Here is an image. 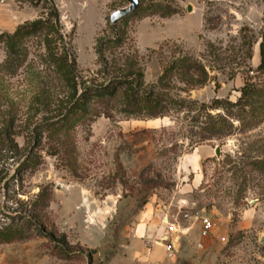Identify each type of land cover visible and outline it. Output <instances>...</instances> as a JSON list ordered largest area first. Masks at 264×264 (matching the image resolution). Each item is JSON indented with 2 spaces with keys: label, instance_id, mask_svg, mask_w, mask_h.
I'll use <instances>...</instances> for the list:
<instances>
[{
  "label": "rangeland",
  "instance_id": "374dc122",
  "mask_svg": "<svg viewBox=\"0 0 264 264\" xmlns=\"http://www.w3.org/2000/svg\"><path fill=\"white\" fill-rule=\"evenodd\" d=\"M51 3L59 24L25 39L19 59L0 43V232L24 238L0 242V264H172L164 247L153 261L161 237H149L166 218L188 230L173 264H264V166L252 164L264 163V111L253 128L237 119L263 101L243 90H264V0H141L116 25L126 0H0V34ZM182 58L205 84L173 72L157 91L184 110L130 116L121 100L73 118L85 89L141 74L148 92ZM208 115L230 135L200 142Z\"/></svg>",
  "mask_w": 264,
  "mask_h": 264
},
{
  "label": "trees",
  "instance_id": "16d2710c",
  "mask_svg": "<svg viewBox=\"0 0 264 264\" xmlns=\"http://www.w3.org/2000/svg\"><path fill=\"white\" fill-rule=\"evenodd\" d=\"M160 7V8H157ZM162 6H155L154 13L159 14L162 12ZM43 8H45L43 6ZM142 8V7H141ZM48 10L47 18L38 19L31 24L24 25L19 27L16 32L12 35L2 33L0 34V43H4L8 50L9 59L17 60L22 53V45L24 40L32 36H37L38 34L53 28V22L59 24L60 14L58 8L54 3H51V6L45 8ZM153 13V15H154ZM173 13H170L168 10H163L160 16L162 18H167L172 16ZM126 40L125 34L122 33L121 37L115 39L114 44L117 47H120ZM106 41H103L101 46H105ZM50 50V46H49ZM100 54V51L98 52ZM260 54H261V64L259 70H264V40L260 44ZM57 62V61H56ZM59 70L61 73L66 74L64 67L60 66ZM179 73L183 76V81L186 83H194V85H204L207 81V72L205 68L197 60L182 58L180 61L173 63L168 70H166L162 77L159 79V86L152 88L151 91H145V84L143 81V75L139 74L138 80H130V77L125 79H116L115 81H109L108 84H102L99 87H91L85 89L81 94L80 100L78 102L79 106L75 107L73 111V118L83 117L90 112L89 107L92 103H98L100 105L109 106L113 102H122V111L130 116L144 115L149 118H157L160 116H165L171 111H182L184 110L186 104H189V101L186 100H165L167 95H164V91L158 92V89L163 90L164 82L167 80V77L170 73ZM156 91V92H155ZM245 97L257 96L263 101L260 103V106L251 107V111H242L239 121L243 124H248V129L253 128V124L256 118H253L255 113L261 114L264 111V90L259 91L253 89L252 91L244 88L243 90ZM163 93V94H162ZM77 104V105H78ZM215 108V107H214ZM250 113L253 115L251 116ZM230 117V116H229ZM210 123H207V126L203 129L205 136H203L200 142L211 140V137H227L230 135V130L233 126L227 124V120L224 118H213L208 115ZM252 118V120H251ZM251 121V122H250ZM252 123V126H250ZM209 135V136H208ZM255 168H262L264 166L263 161L256 160L252 162ZM8 231H11L10 228H7L4 233L0 232V242L1 243H10L16 241H23L24 238L21 236L18 239H14L8 234ZM50 237V236H49Z\"/></svg>",
  "mask_w": 264,
  "mask_h": 264
},
{
  "label": "built area",
  "instance_id": "2783aa9c",
  "mask_svg": "<svg viewBox=\"0 0 264 264\" xmlns=\"http://www.w3.org/2000/svg\"><path fill=\"white\" fill-rule=\"evenodd\" d=\"M187 218L189 216H186ZM166 226L168 227L169 234L166 235L161 241V245L166 248L169 253L170 257H173L174 252L176 250V246L180 241L179 235L180 230H176L174 225L169 221L168 218L164 219ZM202 226H203V236L207 237V235L211 234L212 232V223L209 219L203 218L202 219ZM201 246V245H200Z\"/></svg>",
  "mask_w": 264,
  "mask_h": 264
},
{
  "label": "water",
  "instance_id": "95a60500",
  "mask_svg": "<svg viewBox=\"0 0 264 264\" xmlns=\"http://www.w3.org/2000/svg\"><path fill=\"white\" fill-rule=\"evenodd\" d=\"M128 3V6L123 8V9H119L117 11H115L110 20H111V24L112 25H116L118 22H120L121 20H123L124 18L132 15L133 13H135L141 5V0H126ZM193 8L189 7V11H192ZM217 155L219 153V150L216 151ZM260 243L264 245V233L260 238Z\"/></svg>",
  "mask_w": 264,
  "mask_h": 264
},
{
  "label": "crops",
  "instance_id": "0c3cea01",
  "mask_svg": "<svg viewBox=\"0 0 264 264\" xmlns=\"http://www.w3.org/2000/svg\"><path fill=\"white\" fill-rule=\"evenodd\" d=\"M184 169V168H183ZM187 169V171L189 170L190 171V169H191V171L190 172H193V173H198V171H199V169L200 168H186ZM171 222V221H170ZM172 223V222H171ZM173 225H174V227H175V229L176 230H180V231H182L183 233L185 232V233H187L188 232V230L186 229V228H182L180 225H178V224H175V223H172ZM183 229V230H182ZM179 231V232H180ZM150 234V233H149ZM160 235L159 237H161V240L166 236V235H168L169 234V231H168V227L167 226H165V229H163V228H161L160 230H158L157 231V233H156V230L155 231H153V232H151V234H150V238L151 237H153V236H155V235ZM184 235V234H183ZM201 237H202V241H204L205 242V240L208 238H205L203 235H201ZM163 253H164V248H163V246H158V247H154V249H153V252H152V259H153V261H155L156 260V258L158 257V256H163ZM174 256V255H173ZM176 259H177V257H175ZM172 260H174V257L172 258L171 257V259H170V261L172 262V264H173V261ZM196 264H198V263H196Z\"/></svg>",
  "mask_w": 264,
  "mask_h": 264
}]
</instances>
